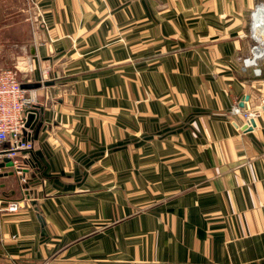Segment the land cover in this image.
Returning <instances> with one entry per match:
<instances>
[{"label":"crops","instance_id":"obj_1","mask_svg":"<svg viewBox=\"0 0 264 264\" xmlns=\"http://www.w3.org/2000/svg\"><path fill=\"white\" fill-rule=\"evenodd\" d=\"M256 6L0 0V68L41 84L0 264H264Z\"/></svg>","mask_w":264,"mask_h":264},{"label":"built area","instance_id":"obj_2","mask_svg":"<svg viewBox=\"0 0 264 264\" xmlns=\"http://www.w3.org/2000/svg\"><path fill=\"white\" fill-rule=\"evenodd\" d=\"M256 7L258 9L259 6ZM255 27L259 30V37L264 38V24L260 25V29L258 26ZM258 43L252 48V59L264 57V40H259ZM20 83L12 69L0 68V160L2 157L9 158L12 162V170L19 176V181L24 183L22 160L29 157L33 145L22 136V132L27 110L36 103V96L33 90L21 89ZM235 109L238 112V109ZM251 114L253 113H243L247 122L253 116ZM17 208L16 202H9L0 210L13 213Z\"/></svg>","mask_w":264,"mask_h":264},{"label":"water","instance_id":"obj_3","mask_svg":"<svg viewBox=\"0 0 264 264\" xmlns=\"http://www.w3.org/2000/svg\"><path fill=\"white\" fill-rule=\"evenodd\" d=\"M26 64L28 65V67L23 68V69L20 68V67H17L16 70H18L20 73L31 71L32 67L30 65L31 64L30 58H28L26 60ZM20 87L23 90H37V89H39L41 87V84L40 83H34V82H28V83L27 82H21L20 83ZM32 117H33V115H29L27 117L26 123L24 124V128L29 126V123H30ZM250 124L253 126V122L252 121L250 122ZM3 168L9 169L10 171L0 174V177L13 176L14 175V171L12 170V162L7 157H2V159L0 160V169H3ZM26 186L27 185H24V188H25L24 195L27 196V198H30V195H32V193L27 191V187ZM32 204L34 205V203H32Z\"/></svg>","mask_w":264,"mask_h":264},{"label":"rangeland","instance_id":"obj_4","mask_svg":"<svg viewBox=\"0 0 264 264\" xmlns=\"http://www.w3.org/2000/svg\"><path fill=\"white\" fill-rule=\"evenodd\" d=\"M257 11V7H255V9L253 10V12L251 13L252 14V21H251V30H252V36L255 38L254 39V41H253V43H252V46L253 47H255L256 46V44L258 45L259 43V40H264V38H261V37H259L260 36V33H259V30H256V24H255V16H256V14H255V12ZM254 28H255V30H254ZM259 37V38H258ZM12 66H10V67H8V68H10V69H12L11 68ZM6 68V67H5ZM13 71H14V73H15V75H16V77H17V79L18 80H22V78H21V73L19 74V72L17 71V70H14V69H12Z\"/></svg>","mask_w":264,"mask_h":264},{"label":"bare ground","instance_id":"obj_5","mask_svg":"<svg viewBox=\"0 0 264 264\" xmlns=\"http://www.w3.org/2000/svg\"><path fill=\"white\" fill-rule=\"evenodd\" d=\"M255 14H256V16H255V24L260 29L261 28L260 25L264 24L263 23V21H264V6H259L257 11L255 12ZM254 30H255V28H254Z\"/></svg>","mask_w":264,"mask_h":264}]
</instances>
